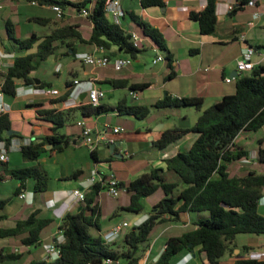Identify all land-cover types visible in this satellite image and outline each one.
Here are the masks:
<instances>
[{
  "label": "trees",
  "instance_id": "1",
  "mask_svg": "<svg viewBox=\"0 0 264 264\" xmlns=\"http://www.w3.org/2000/svg\"><path fill=\"white\" fill-rule=\"evenodd\" d=\"M106 1L37 0L41 6L58 5L63 10L69 7L79 13L82 8L91 5L87 16L91 24L88 38L83 37L78 24H64L53 28L47 34L39 36L32 33L29 37L19 39L13 35L11 22L8 20L7 42L9 48L18 54L12 64L4 72H0V92L7 98H14L19 81L35 88L50 86L42 80L36 84L30 73L37 68L39 62L53 55L59 44L72 49L69 53L71 55L75 53L73 43L78 42L101 46L110 58L114 55V52H108L112 46L119 52L135 57L141 49L133 46L129 32L110 20L104 10ZM249 1L251 0H238V5L232 11L241 10ZM139 2L143 8L163 5V0ZM216 6L217 0H205L203 9L189 11V18L197 22L201 34L215 31ZM126 16L141 29L143 36L148 37L159 50L166 53V59L170 61L169 51L160 31L132 11L124 12L123 18ZM30 20L46 24L49 18L32 17ZM107 82L114 88L128 87L132 92L145 86L130 83L127 79H111ZM72 87L73 82L66 81L65 91L59 100L66 99ZM153 107H194L200 113L191 127L165 130L154 141V146L163 150L186 133L192 132L195 137L188 148L166 158L163 167H152L127 183L120 182V186L130 194L128 205L122 208L135 213L143 210L139 201L141 198L150 196L158 189L164 193L152 206L147 217L126 232L123 240L126 249L119 252L112 242L89 233L93 227L100 230V208L95 197L102 187L95 183L85 193L84 200L79 205L80 209L66 212L60 219L59 229L64 241L59 244V257L54 260L33 259L23 264H103L107 259L117 264H138L139 246L149 240L153 227L160 222L179 221L182 213L189 217L195 213L194 219L189 218L188 227L192 224V228L179 235L170 236L158 258L147 264H172V258L177 253L195 247L204 252L205 264H221V258L235 247L234 241L238 234H264V215L257 210L263 195L264 172L249 170L245 174L237 175L228 171V163L248 158L249 150L235 143L239 133L256 132L264 126V67L254 68L250 74L237 77L233 93L223 95L204 109L202 97H176L169 94L156 101ZM72 109L49 108L39 111L43 120L51 122L52 133L41 137L38 142L30 141L19 147L21 158L29 164L9 166L8 160L0 161V181L8 178L18 181L15 196L23 192L28 180H33L32 191L35 195L46 190L49 177L37 161L42 154L53 150L60 151L66 146L68 136L59 133V129L69 120L68 115ZM76 110L84 117L116 110L120 115L133 116L138 120L146 118L150 112L146 105L127 104L126 101L118 102L114 109L100 103L93 106L87 101L81 103ZM10 130L13 129L9 113L0 114V141H4L6 146L13 138H22L15 130L8 133ZM46 145L52 147L46 149ZM257 160L264 164V146L258 148ZM168 171L175 173L178 179L167 181L165 173ZM9 201L10 198H0L1 211L5 210ZM204 211L208 213L207 217H203ZM5 218L7 214L1 213L0 221ZM53 222L54 217L48 212L35 208L25 218L14 220L12 225L0 224V239L19 237L24 246H38L42 242L43 230ZM21 257L22 253H3L0 250V264L17 261ZM233 264H264V260L243 257L236 259Z\"/></svg>",
  "mask_w": 264,
  "mask_h": 264
},
{
  "label": "crops",
  "instance_id": "2",
  "mask_svg": "<svg viewBox=\"0 0 264 264\" xmlns=\"http://www.w3.org/2000/svg\"><path fill=\"white\" fill-rule=\"evenodd\" d=\"M28 3H30V0ZM120 4L124 12H134L140 16L144 22L149 23L160 31L165 46L169 51L170 61L166 59L165 52L159 50L148 37L142 35L140 28L141 33L136 32L134 27L135 24L126 16L122 19L121 27L129 33L135 32L140 37L138 48L141 49V51L137 53L135 57H132L133 61L131 64L121 69H116L112 62L105 67H92L84 64L80 59L77 62L75 60L80 53L92 52L95 45L88 44V50H81L80 46L84 43L74 42L73 48L75 53L72 55V61L67 63L66 68L69 77L64 79L65 82H73L74 79L79 81V84H73L71 89L73 90L72 95L70 92L66 99L59 100L65 88L61 90L51 81L43 78L44 76L38 77L35 69L30 75L39 80L36 84H39L41 80L49 83L50 86L45 87L57 89L59 95H46L35 92L34 89L40 88L27 86L19 81L17 82L16 96L12 98H26L27 107L32 109L35 113V119L39 122L32 126L30 129L31 135L28 136L35 142L40 141L41 137L52 133L51 122L42 119L39 115L40 110L49 108L66 110L68 108H73L69 112L68 118L71 119L75 129H70L66 122L64 126L66 130L59 132L68 136L66 146L60 151L53 150L42 154L37 161L49 177L46 190L35 195L32 191L33 184L28 180L26 182V187L22 190L26 193V198H20L24 206L32 207L30 211L39 208L45 212H50L57 218L56 222L54 220L56 223L55 227L49 231V237H51L52 242L62 239V237L59 236V225L63 214L66 212H76L80 209L79 205L81 201H77L69 192L74 188H79L86 193L90 187L87 186V179L92 171H96L99 175L103 176L112 173L120 182L127 183L137 176L148 172L152 167H163L166 158L175 155L178 151L188 148L195 137L192 132L186 133L179 140L170 144L163 150L157 149L154 146V141L159 139L165 130L172 128L187 129L191 127L196 121L200 111L196 110L188 126H185V124L183 126H177L174 122L169 121V119L164 120V118L153 116L160 113L162 110L168 109L154 108L153 105L156 101L162 99L167 94L176 97L198 96L203 98L202 109H204L210 104L218 101L223 95L233 93L228 85L235 83L236 78L240 77L236 73V61L241 56L245 47L248 46L253 47L256 51L251 55V61L255 66L254 68L264 67V35L262 33L260 34L264 26V0H254L253 5L247 3L241 10H237L236 12H233V9H228V5L234 7L238 5V0H217V25L215 31L211 34H201L197 22L189 18V11H200L203 9L205 0H163L162 6H151L147 8L141 7L139 0H120ZM41 7L50 8V6ZM254 13H257L256 17H253ZM66 16H68V14H66L64 10L63 17ZM32 17L34 16L27 15L25 19L32 21L30 20ZM250 21H253L252 26L248 25ZM87 27L90 31L91 24L87 25ZM259 29L260 32L254 33L252 34L253 36H251L254 30L259 31ZM89 34L90 32L88 36ZM88 36L85 37L83 35L85 38H88ZM241 36H244L243 40ZM0 51L6 54V56L2 58L4 69H6V67L12 64L14 57L18 53L9 48L7 41L3 42L2 40L0 41ZM71 52L72 49H69L68 54ZM108 52H114L112 58L126 55L117 51L115 46H112ZM152 53H154V56H152ZM58 55L64 54L55 52L47 59H56ZM159 55L162 56L163 59L153 63V59ZM54 72V74L58 75L61 70H55ZM248 74H250V72H247L245 75ZM226 77L235 78L230 82H226ZM111 79H127L130 83L144 84L145 86L132 92L128 87H112L107 82ZM1 82L2 77L0 76V83ZM91 85H95L105 91V97L101 99L100 104L110 106L114 109L118 102L126 101L127 104L136 103L146 105L150 108V112L148 116L142 120H138L133 116L120 115L116 110H111L106 114L98 116L84 117L76 108L81 103H86L88 101L86 92ZM3 101L10 105L11 109L8 113L11 118V114L14 111L13 107L5 96L3 97ZM129 120L135 122L131 124V131L128 128L130 125L128 124ZM78 121H84L87 126L95 130H106V136L114 139V143H112L114 145L113 151H110V146L112 144L106 143L104 139L101 140L92 151L89 150L83 144L81 127L77 125ZM153 125L157 126L153 128ZM115 126H120L122 131L117 134L113 133L111 128ZM260 130H264V126ZM255 140L257 144L254 143ZM123 141L136 142L140 150H144L142 148L146 145L151 150L155 149L158 156L156 159H148L147 167L139 168L136 172L131 173L129 178H122L112 170L109 161L112 154L119 158L123 157V155L119 154V146ZM235 143L248 149L249 154L247 161H237L238 164H236L233 169L234 174L242 175L249 170L264 172V165H257L255 161L258 148L264 146V137L257 135L255 132L242 131L236 137ZM51 147L50 145L45 146L46 149H50ZM82 147L88 150L90 159L87 158L84 153H79V149ZM169 147L171 149L168 151L167 149ZM91 152H93V155H91ZM62 154H70L72 157L70 158L71 160L65 161V159L61 157ZM126 155L131 157L134 155V152L126 151L125 156ZM11 156V154H8V162H10ZM16 163H19L17 166L29 164V162H18V160H16ZM52 165H59L58 169L49 172V167ZM86 169L87 174H84ZM144 169H147V171ZM29 185H31V187H28ZM102 190L103 189L98 192L97 196H99ZM97 203L98 206H100V202L97 201ZM155 203L156 202H153L151 205L153 206ZM127 205L128 203L121 204L119 207L122 208ZM146 207H150V204H146ZM257 210L261 215H264V192L263 198L258 203ZM145 213L146 214L142 212L136 213L134 224H139L143 221L149 212ZM51 214L49 215L52 216ZM8 218L9 216L7 215V218L3 220L7 221ZM187 220H189V216L182 213L179 221H168L166 223H169L170 227H172L171 225L173 223H180L185 231ZM188 225L189 223L186 227H188ZM98 231L101 233V228ZM165 231H167V229ZM108 237L109 233L102 235L103 240H107ZM114 241L113 239L109 240L110 243H115V247L118 242ZM157 241L158 239L154 244H156ZM234 243L235 247L233 250L226 253L221 258V264H233L238 258L252 257L253 255L264 253V234H238ZM164 245L165 243L155 254H153V249H150L148 246L142 253L139 251L138 254H140V259L138 264H147L149 261H155L162 252ZM183 251V253H179L180 257L174 264H190L193 260L194 264L206 263L205 254L199 250V247ZM43 257L44 252H42L40 258ZM261 259L264 260V255ZM119 264H123V262Z\"/></svg>",
  "mask_w": 264,
  "mask_h": 264
},
{
  "label": "rangeland",
  "instance_id": "3",
  "mask_svg": "<svg viewBox=\"0 0 264 264\" xmlns=\"http://www.w3.org/2000/svg\"><path fill=\"white\" fill-rule=\"evenodd\" d=\"M0 2V41H8V34L6 29V22L8 20L11 22L13 35L19 39L29 37L32 33H36L37 35L47 34L53 28L64 24H79L83 35L85 37L88 36L89 28L87 27V25L90 24L89 20L86 17L80 15L78 11L70 9L69 7L65 9V12L66 14H68V16L58 17L51 8L41 7L38 4L32 5L28 3L29 0H1ZM16 4L20 6H17ZM27 15L34 17H47L49 18V21L46 24L38 23L35 21H28L25 19ZM134 27L136 32L141 33L137 25H135ZM258 32H260V29L259 31L254 30L251 33V36H253L252 34ZM261 33L264 35V26L260 34ZM80 49L88 50V43L82 44L80 46ZM68 51L69 49L65 45L59 44L55 52L58 54L63 53L64 55H58L56 59L49 58L39 62L35 70L37 76H44L43 78L51 81L54 85L63 90L65 88L64 79L69 77L66 72L67 63L69 61H72L73 59V56L71 54H67ZM152 56H154V53H152ZM78 60L79 57L75 61L78 62ZM55 70H61L60 74H54ZM228 86L231 88L232 92H234V83L229 84ZM6 99L11 103L14 110L11 114L12 129L17 131L22 137H28L29 135H31L30 129L32 128V126L35 123L39 122L35 119V113L32 109H29V107H27L26 98L12 99L6 97ZM195 112L196 109L194 107L168 108L162 110L160 113H157L153 116L164 118V120L169 119V121L174 122L177 126H183L184 124L185 126H188ZM70 121L71 119L67 120V126H69L70 129H75L74 124L72 123V121ZM133 123H135L133 122V120L128 121V124H130L128 127L130 131L132 130L131 124ZM64 126L59 129V132L66 130L64 129ZM156 126L157 125H153V128ZM255 133L261 137H264V130H258ZM254 143L257 144V141L255 140ZM142 149L144 150H140L139 145L136 144V142L134 141H123L119 146V154L123 155V157L119 158L112 154V157L110 158L109 162L112 167V170L122 178H129L130 174L136 172V170H138L139 168L147 167V160L151 158L156 159L158 153L155 149L151 150L146 145H144ZM170 149L171 148L169 147L167 150L169 151ZM126 151L134 152V155H132L131 157H129L128 155L125 156ZM79 153H84L86 157L90 159V153L84 147L79 149ZM10 154L12 156L10 160L11 163H8L9 166H17V164L19 163H16V160H18V162L24 161L21 158V155L17 149H14L9 152V155ZM61 157L62 159H65V161H70V158H72L70 154H62ZM255 161L257 165H264L263 163L258 162L257 156L255 158ZM236 164H238L237 161L228 163V171L230 172V174H234L233 169ZM58 166L59 165H52L51 167H49V172L58 169ZM144 170L147 171V169ZM84 174H87V169ZM165 178L167 181H173L178 179L177 175L171 171L165 173ZM30 181L33 184V180ZM16 185L17 181L13 178H8L6 180L0 181V198H10L8 206L5 208V210H0V214L6 213L9 218L7 219V221H0L1 224L12 225L14 220L18 218H25L29 211L32 209V207L24 206L23 201L18 198V196L14 195ZM28 187H31V185H29ZM69 193L70 195H72L71 192ZM163 196V191L161 189H158L150 196L141 198L139 201L143 207L142 213H148L152 208L151 204L153 202L159 201ZM95 198L96 201L100 202L99 208L101 212L98 218V224L102 232L100 233L96 228L93 227L89 230V233L93 236L102 237L103 234H110L113 227L121 225L123 222L129 223V226L123 227L120 234L113 239L118 242V244L115 246V249H117L119 252L124 251L126 249L125 244L123 242L124 236L133 225H136L134 224V218L136 213L126 209H122L119 207V205L129 203L130 194L122 190L116 197H113L108 195L106 193V190L103 189L99 196H96ZM146 204H150V207L147 208ZM49 214L51 213L49 212ZM51 215L54 217V220L56 222L57 218L53 214ZM202 215L203 217H207L208 213L204 211L202 212ZM190 217L194 219L196 217L195 213H192ZM188 221L189 220L186 221L187 223L185 224V230H187L188 228H192L193 226L191 224L189 227H186V225L190 222ZM55 222L45 228L42 233V243L38 246H31V248L24 246L23 244H21L19 237H12L10 239H0V250L3 253L11 251L15 253H22V257L20 260L3 262L1 264H23L33 259H39L41 257L42 252H44L45 246L52 243V239L51 237H49V231H51L55 227ZM171 226L172 227H170L169 223L166 222L157 223L150 232L149 240L139 246V251L142 253L148 246L150 249H153V254H155L170 236L180 234L182 231H184V227L180 223H173ZM166 229L167 231H165ZM157 239L158 241L156 242V244H154ZM114 244L112 243V245ZM182 251L181 253L184 252ZM179 253H177L172 258V264H174L175 261L180 257ZM114 264H117V262H114ZM190 264H194V260Z\"/></svg>",
  "mask_w": 264,
  "mask_h": 264
},
{
  "label": "built area",
  "instance_id": "4",
  "mask_svg": "<svg viewBox=\"0 0 264 264\" xmlns=\"http://www.w3.org/2000/svg\"><path fill=\"white\" fill-rule=\"evenodd\" d=\"M30 3L33 5H37V0H30ZM248 4L253 5L254 0H251L248 2ZM1 7V6H0ZM50 8L56 13L58 17H62L64 15V10L58 6V5H51ZM91 5L88 7H84L80 11V15L87 18V16L90 13ZM228 9H233L232 5H228ZM104 10L111 21L114 23L121 25L122 19L124 16V10L121 7L120 0H107ZM257 13H254L253 17H256ZM248 25L252 26L253 21H250ZM131 35V41L134 47H139L140 37L135 32H130ZM241 39H244V36H241ZM256 51L253 47H245L244 51L242 52L241 56L236 61V73L239 76L245 75L247 72H251L254 69V63L251 61V55L254 54ZM6 54L2 53L0 51V72H4V64L2 61V58L5 57ZM79 59L86 65H90L92 67H105L110 62L113 63V66L116 69H121L122 67L131 64L133 61V58L129 55L110 58L104 51V49L101 46L95 45L94 50L90 53H81L79 54ZM162 56H157L155 59H153V63L156 61L162 60ZM235 77H226L225 81L230 82ZM73 84H79V81L74 79ZM35 92L46 94V95H59V91L57 89H52L48 87L40 88V89H34ZM73 93V90H71V95ZM87 100L88 102L96 106L100 103L101 99L105 97V91L98 88L95 85H91L88 87L87 92ZM3 93L0 92V114L8 113L10 111V105L5 103L3 101ZM77 125L81 127V137L83 144L89 149L93 150L101 140H105L106 143L112 144L114 143V139L107 137L106 130H95L89 126H87L84 121H78ZM112 132L117 134L122 131V128L120 126H115L111 128ZM31 138L29 137H22L18 138L15 137L11 140L10 144L6 146L4 141H0V161H7L8 160V154L13 149H19V147L22 144H28L30 143ZM247 161V159H244ZM88 180V187L98 183L102 187V189L106 190V193L110 196L116 197L120 191H126L124 187L120 186V181L114 176V174H108V175H99L96 171H92L91 175L89 176ZM264 192V189H263ZM72 196L77 201H83L85 197V193L82 189L74 188L71 191ZM19 198L25 199L26 193L23 191L18 195ZM263 198V195L261 196L260 200ZM129 224L127 222H123L121 225H117L112 228L111 233L109 234L108 239L106 240L109 242V240L114 239L117 237L123 227H128ZM59 236L62 237L61 240H55L54 242L50 243L49 245H46L44 248V257L46 260H54L59 257L60 255V247L59 244L64 241V237L62 234V231L59 229ZM264 253H260L258 255H253L251 258H257L261 259L263 257ZM113 263L110 259H107L103 262V264H111Z\"/></svg>",
  "mask_w": 264,
  "mask_h": 264
},
{
  "label": "water",
  "instance_id": "5",
  "mask_svg": "<svg viewBox=\"0 0 264 264\" xmlns=\"http://www.w3.org/2000/svg\"><path fill=\"white\" fill-rule=\"evenodd\" d=\"M35 81H36V83L39 82L38 79H35ZM11 132H13V130H10L8 133H11ZM50 147H51V145H50ZM113 148H114V145L112 144V145L110 146V151H111V152L113 151Z\"/></svg>",
  "mask_w": 264,
  "mask_h": 264
}]
</instances>
